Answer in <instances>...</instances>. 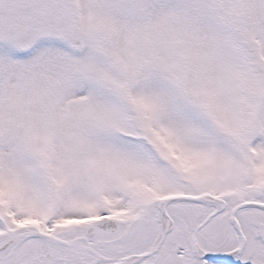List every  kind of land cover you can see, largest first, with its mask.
I'll return each instance as SVG.
<instances>
[{"label": "snow or ice", "instance_id": "6c2138e0", "mask_svg": "<svg viewBox=\"0 0 264 264\" xmlns=\"http://www.w3.org/2000/svg\"><path fill=\"white\" fill-rule=\"evenodd\" d=\"M0 264H264V0H0Z\"/></svg>", "mask_w": 264, "mask_h": 264}]
</instances>
